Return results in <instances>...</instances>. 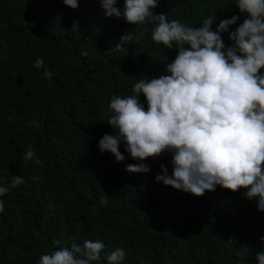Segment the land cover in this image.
Returning a JSON list of instances; mask_svg holds the SVG:
<instances>
[{
  "label": "trees",
  "instance_id": "1",
  "mask_svg": "<svg viewBox=\"0 0 264 264\" xmlns=\"http://www.w3.org/2000/svg\"><path fill=\"white\" fill-rule=\"evenodd\" d=\"M78 4L0 0V177L5 187L12 175L25 181L0 196V264H39L58 247L53 240L68 247L102 241L92 264H107L116 248L126 252L120 264H258L264 211L256 198H245V189L217 185L196 196L155 179L161 164L172 174L171 152L143 161L150 171L130 173L126 165L140 161L123 141V161L99 150L103 134L117 132L107 123L111 99L134 95L140 79L166 74L178 48L155 43L152 24L106 17L99 0ZM152 11L191 27L213 17V31L237 15L221 32L226 48L233 43L229 33L247 18L237 0H158ZM126 33L133 40L115 48ZM139 99L147 110L143 93ZM29 146L41 165L24 159Z\"/></svg>",
  "mask_w": 264,
  "mask_h": 264
},
{
  "label": "clouds",
  "instance_id": "2",
  "mask_svg": "<svg viewBox=\"0 0 264 264\" xmlns=\"http://www.w3.org/2000/svg\"><path fill=\"white\" fill-rule=\"evenodd\" d=\"M63 3L73 9L79 6L78 0ZM99 3L106 17H122L134 25L152 24L155 43L178 48L175 59L166 64V74L140 79L133 85L134 95L111 99L108 108L112 114L107 123L117 132L104 133L99 150L123 161L119 150L123 141L130 156L140 161L126 165L130 173L150 171L143 161L171 152L172 174L161 164L157 181L196 196L215 191L217 185L234 192L243 188L245 198H256L257 210L264 211V0H237L247 18L229 33L233 43L227 48L221 32L236 23L237 15L221 20L213 31V17L205 19L202 27H191L154 14L158 0H124L123 8L116 6L117 0ZM143 37L141 32L135 39ZM132 40L133 34L126 33L115 48ZM42 66L43 60L37 58L35 67ZM44 76L50 77L51 72L46 70ZM140 93L147 101V110ZM32 124L39 126L35 120ZM24 159L42 164L32 146ZM2 181L0 177V196L25 182L19 175H12L8 187ZM100 203L107 204L105 196ZM3 210L4 201L0 200V212ZM260 239L264 242V236ZM53 244L58 246L56 250L43 255L39 264H92L100 260L105 248L102 241L92 240L70 247L59 240ZM125 256L123 248H116L107 255V264H120ZM256 258L258 264H264V251Z\"/></svg>",
  "mask_w": 264,
  "mask_h": 264
}]
</instances>
